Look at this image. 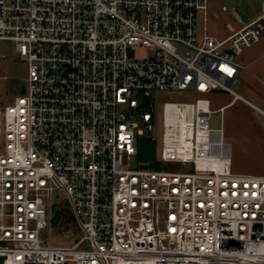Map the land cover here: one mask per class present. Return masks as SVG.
<instances>
[{
  "label": "built area",
  "instance_id": "built-area-1",
  "mask_svg": "<svg viewBox=\"0 0 264 264\" xmlns=\"http://www.w3.org/2000/svg\"><path fill=\"white\" fill-rule=\"evenodd\" d=\"M207 2L0 0V41L28 64L1 113L0 264H264V175L231 170L202 97L264 114L234 89L264 0L224 40L200 34ZM151 90L196 97L163 103L166 170L131 166L157 129ZM56 193L83 233L73 246L47 241Z\"/></svg>",
  "mask_w": 264,
  "mask_h": 264
},
{
  "label": "rangeland",
  "instance_id": "rangeland-1",
  "mask_svg": "<svg viewBox=\"0 0 264 264\" xmlns=\"http://www.w3.org/2000/svg\"><path fill=\"white\" fill-rule=\"evenodd\" d=\"M262 0H208L206 10V27L209 34L224 37L230 32V28L235 29L248 24L262 13ZM225 8V9H224ZM234 12L243 20V23H239L234 15ZM202 23V19H199V23ZM14 42L12 41H0V128H1V113L4 108L12 103L14 99L22 94L21 89L26 82L28 76V64L25 60L21 59L14 49ZM235 89V85H234ZM236 90V89H235ZM153 99L157 101V129L153 133L145 132L140 137L139 144L143 147L144 157L139 156L133 160L132 167H138L141 164L153 165L154 161L159 163V170H166L167 167L163 164L159 157L162 143L163 133V103L165 101H187L192 102L196 97L191 94L179 93V92H161L156 90L149 91ZM221 124V115L214 113L211 116L210 125L218 128ZM157 138L156 142L151 139ZM225 140L226 137H225ZM3 145V134L0 133V151ZM253 145L248 139H244V142H239V151H245L247 148H252ZM155 168V167H153ZM53 206L65 211L68 209L65 205L63 195L56 193L53 197ZM47 205L50 211L54 214L55 208H50V202L46 199ZM53 209V210H52ZM70 210V209H68ZM55 217V215H54ZM59 221L58 219L56 220ZM55 222L52 231L46 233L47 241L49 244L55 246H73L77 240L83 236V233L77 229L63 230L59 223Z\"/></svg>",
  "mask_w": 264,
  "mask_h": 264
},
{
  "label": "crops",
  "instance_id": "crops-1",
  "mask_svg": "<svg viewBox=\"0 0 264 264\" xmlns=\"http://www.w3.org/2000/svg\"><path fill=\"white\" fill-rule=\"evenodd\" d=\"M200 18L204 23H199L200 34H209L203 15ZM240 28L231 27L224 37L210 35L224 40ZM237 60L241 66L234 83L237 93L264 111V36L238 54ZM192 96L195 97L193 94ZM202 97L210 103V109L213 111L211 116L214 113L221 115L220 127L216 129H223V137H226L225 141L231 145L227 157L231 170L242 174L264 175V122L257 110L245 101L234 100L232 95L225 92H210ZM223 108L225 109L222 111ZM244 139H248L253 145L252 148H247V154L245 151H239V142H244Z\"/></svg>",
  "mask_w": 264,
  "mask_h": 264
},
{
  "label": "trees",
  "instance_id": "trees-1",
  "mask_svg": "<svg viewBox=\"0 0 264 264\" xmlns=\"http://www.w3.org/2000/svg\"><path fill=\"white\" fill-rule=\"evenodd\" d=\"M139 147H140V155L139 156L144 157L143 147L140 144H139ZM151 166L155 167V168H160L159 163L157 161H154L153 165H151ZM54 215H55V217H54ZM57 219L59 220L58 222L56 221ZM55 222H57V223L60 222L59 224L61 225L63 230H66V231L67 230L71 231L76 226L74 224L73 215L71 214L70 210L66 209L65 211H63L58 207L55 208L54 214L52 213V223L55 224Z\"/></svg>",
  "mask_w": 264,
  "mask_h": 264
},
{
  "label": "water",
  "instance_id": "water-1",
  "mask_svg": "<svg viewBox=\"0 0 264 264\" xmlns=\"http://www.w3.org/2000/svg\"><path fill=\"white\" fill-rule=\"evenodd\" d=\"M24 85H23V87H22V89H21V93H23L24 92ZM258 112V114H259V117L261 118V120L264 122V114L262 113V112H259V111H257ZM148 166L147 165H142V168H147Z\"/></svg>",
  "mask_w": 264,
  "mask_h": 264
},
{
  "label": "bare ground",
  "instance_id": "bare-ground-1",
  "mask_svg": "<svg viewBox=\"0 0 264 264\" xmlns=\"http://www.w3.org/2000/svg\"><path fill=\"white\" fill-rule=\"evenodd\" d=\"M180 120H183V121H185L183 117H180Z\"/></svg>",
  "mask_w": 264,
  "mask_h": 264
}]
</instances>
